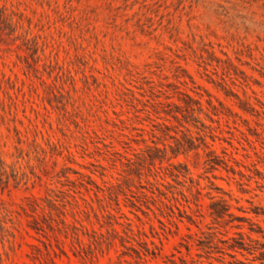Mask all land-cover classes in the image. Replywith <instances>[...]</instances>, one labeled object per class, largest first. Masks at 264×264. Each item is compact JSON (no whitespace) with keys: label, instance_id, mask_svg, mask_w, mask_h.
I'll use <instances>...</instances> for the list:
<instances>
[{"label":"rangeland","instance_id":"rangeland-1","mask_svg":"<svg viewBox=\"0 0 264 264\" xmlns=\"http://www.w3.org/2000/svg\"><path fill=\"white\" fill-rule=\"evenodd\" d=\"M263 251L264 0H0V264Z\"/></svg>","mask_w":264,"mask_h":264},{"label":"trees","instance_id":"trees-1","mask_svg":"<svg viewBox=\"0 0 264 264\" xmlns=\"http://www.w3.org/2000/svg\"><path fill=\"white\" fill-rule=\"evenodd\" d=\"M222 204H223L222 208H218V209L214 208L212 213H214L215 215H218V216H224L225 213L227 212L228 205L226 203H222ZM229 245L236 250L242 249V248L248 249L249 251L251 250V247L247 246L244 239H241V240L236 239L235 242H231ZM259 258L264 263V251L261 253V256H259ZM175 263L177 264L176 261H175Z\"/></svg>","mask_w":264,"mask_h":264}]
</instances>
